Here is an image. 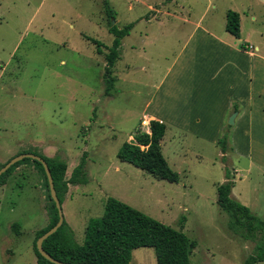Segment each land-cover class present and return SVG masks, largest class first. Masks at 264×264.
<instances>
[{"label":"rangeland","instance_id":"1","mask_svg":"<svg viewBox=\"0 0 264 264\" xmlns=\"http://www.w3.org/2000/svg\"><path fill=\"white\" fill-rule=\"evenodd\" d=\"M106 1L114 9L113 18ZM232 4L230 0H0V153L49 154L67 162V179L86 156L87 183L70 184L62 203L77 243L84 242L89 221L104 214L106 200L113 196L197 241L191 264H244L253 252L255 243L230 229L217 192L209 188L210 176L226 172L217 149L205 148L206 156L198 158L197 141L186 136L188 161L186 170L179 171L165 150L169 165L180 175L177 183L118 158L123 143L133 140L139 129L146 130V122H141L144 107L185 39L183 22L167 20L174 18L163 12L187 19L204 16L205 24L212 19L222 23ZM110 22L118 28L135 25L122 40L115 86L106 95V55L115 39ZM258 24L264 28V20ZM88 37L103 43L102 53ZM233 148L227 156L233 176L239 183L247 179L252 187L261 186L262 169L248 172L247 162L233 158L241 170L235 174ZM262 187L252 192L246 205L264 219ZM0 199V264H37L34 230L48 223L50 200L35 162L19 165L8 176L6 185L0 186ZM13 223L19 224V233ZM130 264H157L154 249L133 250Z\"/></svg>","mask_w":264,"mask_h":264},{"label":"crops","instance_id":"2","mask_svg":"<svg viewBox=\"0 0 264 264\" xmlns=\"http://www.w3.org/2000/svg\"><path fill=\"white\" fill-rule=\"evenodd\" d=\"M230 1L233 4L226 10L225 21L222 23L212 19L210 23L205 24L204 16L190 18L189 15L187 19L170 11L163 12L174 18L167 20L182 21V27L187 28V32L184 42L158 82L153 97L145 105L141 122H147L146 130L152 119L166 124V132L161 141L163 155L165 150L168 151L174 167L178 171L186 170L189 154V147L185 143L186 136L194 137L197 141L199 149L195 153L198 158L203 159L206 156L205 148L217 149V153L223 156L218 140L225 124H229L227 121L230 115L236 111L233 104L238 103L239 110L231 133L235 147L231 157L233 170L235 174L241 172L238 169L240 165H235L233 158L238 162H247L245 169L248 172L254 168L262 169L263 176L260 179L263 181L258 180V184L262 186L264 28L259 26L258 21L264 20V0ZM228 10L240 14L239 38L226 30ZM155 17L148 18V22ZM145 36L148 37L149 34ZM248 44L254 48H246ZM10 152L7 155L0 153V165L19 154L17 151ZM234 177L233 197L249 205L248 198L253 191H259L261 186L252 187L247 179L239 183L236 176ZM225 180V170L219 173L218 178L210 176L207 179L210 190L217 192V199L218 186ZM5 185L6 183L3 184ZM237 189L238 196L235 195ZM1 201L2 199L0 204ZM44 227L36 228L34 234Z\"/></svg>","mask_w":264,"mask_h":264},{"label":"trees","instance_id":"3","mask_svg":"<svg viewBox=\"0 0 264 264\" xmlns=\"http://www.w3.org/2000/svg\"><path fill=\"white\" fill-rule=\"evenodd\" d=\"M105 7L109 17L113 18L114 9L109 1L105 2ZM134 25L135 22H131L123 28H118L110 22L109 32L115 36V39L106 55L107 63L103 74L106 95H110L115 86L117 76L114 73V67L121 58L122 40L130 34ZM226 30L236 38L240 37V14L237 11H227ZM88 39L96 44L99 53L103 52L101 41L91 37ZM233 108L238 111L239 104L234 103ZM232 128L231 124H225L218 140L223 161L226 163V180L218 186L217 203L221 210L228 214L230 229L244 240L255 243L253 252L245 259L244 264H257L264 261V219L232 195L235 181L230 170L231 166L227 163L228 153L234 151L230 141ZM165 132L164 122L156 119L150 120L148 130L139 129L133 140L123 143L118 151V158L159 179L179 182V173L171 168L162 152L161 141ZM41 156L49 164L61 203L68 193L70 184L87 183L85 155L68 179L66 177L67 162ZM27 161L35 162L43 173L50 200L47 207L49 223L36 232L34 240L37 264H55L41 255L36 244L37 239L52 228L59 219L58 208L52 199L43 164L32 158L18 161L0 176V186L7 182L8 176L19 165ZM12 228L19 233L18 223H13ZM85 233L84 242L77 243L71 226L65 220L54 234L44 240L43 247L52 257L72 264H130L133 250L140 247L153 248L157 264H191L192 252L198 245L197 241L190 239L182 230L161 222L113 196L107 198L104 214L89 221Z\"/></svg>","mask_w":264,"mask_h":264},{"label":"water","instance_id":"4","mask_svg":"<svg viewBox=\"0 0 264 264\" xmlns=\"http://www.w3.org/2000/svg\"><path fill=\"white\" fill-rule=\"evenodd\" d=\"M113 24H115V22H113ZM237 114H238L237 111H235L234 113H232V115H230V117L228 119L229 124L233 125L235 123V118H236ZM24 158H32V159L37 160L43 164L47 178H48L51 196H52V199L54 200V202L56 204V207L58 208V214H59V219H58L57 223L37 239V242H36L37 248H38L39 252L41 253V255H43L45 258H47L48 260H50L51 262H53L55 264H72V263L65 262V261H62V260H59V259L52 257L43 247L44 240L47 239L52 234H54L62 226V224L65 221V217H64V213H63V209H62V203H61L60 198L57 194V190H56L55 184H54L53 175H52L51 169H50L47 161L42 156L34 154V153L18 154V155H15L14 157H12L11 159H9L2 167H0V176L3 173H5L12 165L17 163L18 161L23 160Z\"/></svg>","mask_w":264,"mask_h":264},{"label":"built area","instance_id":"5","mask_svg":"<svg viewBox=\"0 0 264 264\" xmlns=\"http://www.w3.org/2000/svg\"><path fill=\"white\" fill-rule=\"evenodd\" d=\"M246 48H248V49H253L254 47H253L252 45L248 44V45L246 46Z\"/></svg>","mask_w":264,"mask_h":264},{"label":"bare ground","instance_id":"6","mask_svg":"<svg viewBox=\"0 0 264 264\" xmlns=\"http://www.w3.org/2000/svg\"><path fill=\"white\" fill-rule=\"evenodd\" d=\"M147 123V122H146Z\"/></svg>","mask_w":264,"mask_h":264}]
</instances>
